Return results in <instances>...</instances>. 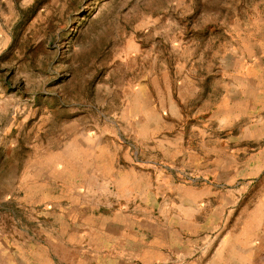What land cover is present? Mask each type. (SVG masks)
<instances>
[{
  "label": "rangeland",
  "instance_id": "obj_1",
  "mask_svg": "<svg viewBox=\"0 0 264 264\" xmlns=\"http://www.w3.org/2000/svg\"><path fill=\"white\" fill-rule=\"evenodd\" d=\"M0 264H264V0H0Z\"/></svg>",
  "mask_w": 264,
  "mask_h": 264
},
{
  "label": "crops",
  "instance_id": "obj_2",
  "mask_svg": "<svg viewBox=\"0 0 264 264\" xmlns=\"http://www.w3.org/2000/svg\"><path fill=\"white\" fill-rule=\"evenodd\" d=\"M103 233V232H102ZM100 235V234H99ZM103 235V234H102ZM106 235H104V236H99V237H105ZM103 240H104V238H102ZM103 257H101L100 259H102ZM108 259V258H107Z\"/></svg>",
  "mask_w": 264,
  "mask_h": 264
}]
</instances>
